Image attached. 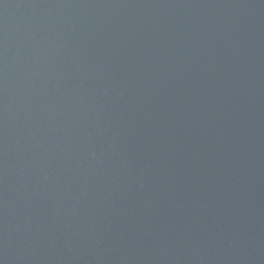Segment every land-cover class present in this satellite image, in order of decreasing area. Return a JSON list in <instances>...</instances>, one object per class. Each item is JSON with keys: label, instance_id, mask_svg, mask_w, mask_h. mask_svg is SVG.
Instances as JSON below:
<instances>
[{"label": "water", "instance_id": "95a60500", "mask_svg": "<svg viewBox=\"0 0 264 264\" xmlns=\"http://www.w3.org/2000/svg\"><path fill=\"white\" fill-rule=\"evenodd\" d=\"M0 264H264V0H0Z\"/></svg>", "mask_w": 264, "mask_h": 264}]
</instances>
